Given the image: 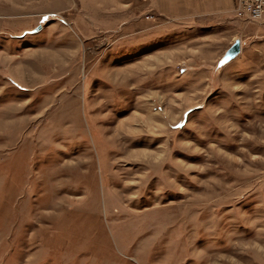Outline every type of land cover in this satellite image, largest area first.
<instances>
[{
	"label": "rangeland",
	"instance_id": "374dc122",
	"mask_svg": "<svg viewBox=\"0 0 264 264\" xmlns=\"http://www.w3.org/2000/svg\"><path fill=\"white\" fill-rule=\"evenodd\" d=\"M166 3L0 0V264H264V33L200 79Z\"/></svg>",
	"mask_w": 264,
	"mask_h": 264
},
{
	"label": "crops",
	"instance_id": "0c3cea01",
	"mask_svg": "<svg viewBox=\"0 0 264 264\" xmlns=\"http://www.w3.org/2000/svg\"><path fill=\"white\" fill-rule=\"evenodd\" d=\"M166 1L163 9V13L166 15L165 20L157 15V13L162 14V9L160 11L158 9V12L155 13V20L151 21L148 28L135 29L137 34L134 36V44H140L142 47L143 45L151 46V50L147 51L151 54V62L160 63L161 57L162 60L169 62L181 61L185 57L184 55L189 52L191 54L188 56L199 61L194 65H184L183 72L190 75L199 74L198 78L202 79L203 71H206L208 76L216 72L213 71L217 65L216 59L225 53L234 40H238L239 51L245 46L246 38H242L240 34L246 29V24L236 18L232 12L235 0ZM249 26L252 33L258 34L259 24L252 23ZM46 30L51 33L52 37L48 43L54 48L61 49L65 43L72 47L77 44L79 39L77 34L63 28L54 39L52 30L55 28ZM44 36V41H47V36ZM64 38L66 39L63 41ZM160 41H165V43L160 44ZM166 73L170 74V72ZM158 75H161L160 69Z\"/></svg>",
	"mask_w": 264,
	"mask_h": 264
},
{
	"label": "built area",
	"instance_id": "2783aa9c",
	"mask_svg": "<svg viewBox=\"0 0 264 264\" xmlns=\"http://www.w3.org/2000/svg\"><path fill=\"white\" fill-rule=\"evenodd\" d=\"M232 12L243 22H258L264 33V0H235Z\"/></svg>",
	"mask_w": 264,
	"mask_h": 264
},
{
	"label": "water",
	"instance_id": "95a60500",
	"mask_svg": "<svg viewBox=\"0 0 264 264\" xmlns=\"http://www.w3.org/2000/svg\"><path fill=\"white\" fill-rule=\"evenodd\" d=\"M40 28L39 25L33 28V30H38ZM240 50V45L238 44V40H234L232 45L225 51L224 59H229L235 54H237Z\"/></svg>",
	"mask_w": 264,
	"mask_h": 264
},
{
	"label": "bare ground",
	"instance_id": "6f19581e",
	"mask_svg": "<svg viewBox=\"0 0 264 264\" xmlns=\"http://www.w3.org/2000/svg\"><path fill=\"white\" fill-rule=\"evenodd\" d=\"M146 153H147V152H146ZM141 160H142V159H141ZM145 160H146V163H147V164H148V163H149V164H152V163H153V162H152V159H151V156H150V157H147ZM145 160H144V161H145ZM149 164H148V165H149ZM154 164H155V163H154Z\"/></svg>",
	"mask_w": 264,
	"mask_h": 264
}]
</instances>
